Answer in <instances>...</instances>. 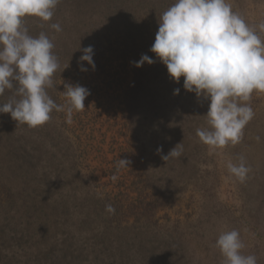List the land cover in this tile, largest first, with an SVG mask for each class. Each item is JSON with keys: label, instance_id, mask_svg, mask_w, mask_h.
<instances>
[{"label": "rangeland", "instance_id": "rangeland-1", "mask_svg": "<svg viewBox=\"0 0 264 264\" xmlns=\"http://www.w3.org/2000/svg\"><path fill=\"white\" fill-rule=\"evenodd\" d=\"M174 2L60 0L50 21L24 20L30 35L44 32L54 44L60 67L46 89L50 98L66 104L65 84H79L90 95L88 106L73 112L77 129L61 126L66 112L53 110L50 121L37 128L0 114L4 143L18 137L14 129L31 136L35 152L29 167L42 198L30 204L16 198L13 212L31 217L22 225L13 219L11 204L0 200V264H224L215 244L232 229L244 244L241 254L264 264V93L253 92L241 102L255 115L240 143L213 148L197 135L198 129L210 130L204 117L210 100L187 91L183 78L177 83L151 70L150 85L134 89L132 62L139 60L134 40L145 31L155 5L162 12ZM228 2L248 24L264 23V0ZM54 23L60 32L50 27ZM257 31L264 40V32ZM88 46L94 49L95 70L85 62L88 71L82 72L80 57ZM127 93L136 97L130 116L123 111ZM14 96L15 88L6 89L0 104ZM83 111L90 112L84 123L78 121ZM181 143L180 155L165 161ZM241 156L251 169L243 181L227 167ZM120 159L131 164L117 172ZM92 173L100 181H92ZM139 191L161 199L155 224L135 223L131 212L109 216L108 198L119 196L126 206Z\"/></svg>", "mask_w": 264, "mask_h": 264}, {"label": "clouds", "instance_id": "clouds-1", "mask_svg": "<svg viewBox=\"0 0 264 264\" xmlns=\"http://www.w3.org/2000/svg\"><path fill=\"white\" fill-rule=\"evenodd\" d=\"M60 0H0V95L15 88V96L0 104V114H10L18 124L40 127L51 119L53 110L66 112L72 123L74 111L85 109L90 95L87 88L65 84L66 104L57 105L46 89L59 69L53 54L54 44L44 33L29 34L23 22L28 17L50 21ZM50 27L60 32L58 23ZM264 23L250 25L233 11L228 0H175L159 18V27L150 51L167 67L170 78L184 88L210 100L206 114L210 130H197V135L213 148L240 143L243 130L253 119L254 111L247 103L253 92L264 93ZM81 50V49H79ZM80 70L87 72L86 62L93 70L94 49H82ZM136 68L155 61L144 54L132 62ZM180 89L174 90L179 95ZM20 97L16 99L15 97ZM240 101V102H238ZM259 140V137H257ZM182 143L163 157L179 156ZM162 149H158V152ZM130 160L120 159L117 172L129 167ZM235 177L243 181L251 171L243 156L239 163L227 165ZM118 179L112 176L113 182ZM108 213L115 208L106 205ZM215 246L224 257V264H257L254 255H243L244 244L236 229L222 232Z\"/></svg>", "mask_w": 264, "mask_h": 264}, {"label": "trees", "instance_id": "trees-1", "mask_svg": "<svg viewBox=\"0 0 264 264\" xmlns=\"http://www.w3.org/2000/svg\"><path fill=\"white\" fill-rule=\"evenodd\" d=\"M168 7H166L164 10H167ZM160 8L156 7L152 12H149V21H146L144 23L148 24L146 26L145 31L140 33L138 36L137 42L134 40V46L133 52H135V55L138 57V59L141 58L142 55L146 54L150 56L155 63L152 65H149L147 68H137L135 69L136 77H135V87L134 89L140 88L146 86H149V80L150 77L147 76L150 74L151 70L158 71L159 74H167L168 70L166 65H164L162 62L159 63L156 60L155 54H153L150 49L152 44L155 40V35L158 31L159 27V18L162 15V12L159 11ZM153 20L150 23V20ZM134 92L138 93L137 90ZM136 102V97L131 98L130 94H126L124 97V104L128 106V109H123L124 112L129 114L130 116V108L134 103ZM85 107L88 106L85 100ZM86 113H90L89 111H83L79 113V120L80 122L84 123L85 119H88V115H85ZM75 118V117H74ZM61 119V118H60ZM1 121V119H0ZM62 127L65 129V127L72 129H77L76 125H72L66 122V116L61 119ZM75 122V119H74ZM1 123V122H0ZM4 125H0V135L3 133ZM82 130V129H81ZM84 130V129H83ZM82 130V132H83ZM42 131V130H41ZM8 132V128L5 129V134ZM17 132L16 135L18 137L11 141L10 143H4L3 138L0 139V200L1 201H7L11 204V213H14L13 219H18L20 222V225L24 223H29L31 220V217L27 213H23L19 215V210L17 212H13V206L16 204V198H22L26 200L29 204L30 202L38 201L40 202L42 200L41 198V192H40V185L35 184L37 180L33 179V169L29 167V163L32 161L31 155L35 152V149L31 145H33L32 141H30L31 136H27L25 134H29L26 132L25 129H14V133ZM86 133V132H85ZM81 136L79 135V139ZM70 141V139H67ZM5 141V140H4ZM97 178L94 173H92L91 180L96 182ZM100 181V179L98 178ZM124 195V193H121ZM125 196V195H124ZM111 197V196H110ZM121 199V198H120ZM119 196L111 197L106 200L107 205L111 204L115 208V212L109 213V216L114 217L116 214L123 212V215L125 216L126 212H131L130 215L133 217L135 223L141 222L142 220L145 221L144 227H147L149 225L155 224L154 220L156 215L158 214V211L161 207H163L162 203H160V198L154 195H149L144 193L143 191L138 192V197L136 199H132L126 206L120 201ZM24 206L26 203L23 204ZM120 211V212H119ZM118 212V213H117ZM116 218V217H114ZM128 218V222H130ZM117 221H119L117 219ZM121 222V221H120Z\"/></svg>", "mask_w": 264, "mask_h": 264}]
</instances>
